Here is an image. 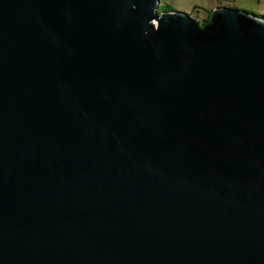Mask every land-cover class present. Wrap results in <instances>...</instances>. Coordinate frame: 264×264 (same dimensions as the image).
I'll use <instances>...</instances> for the list:
<instances>
[{"label":"water","instance_id":"obj_1","mask_svg":"<svg viewBox=\"0 0 264 264\" xmlns=\"http://www.w3.org/2000/svg\"><path fill=\"white\" fill-rule=\"evenodd\" d=\"M0 0V264H264V17Z\"/></svg>","mask_w":264,"mask_h":264},{"label":"rangeland","instance_id":"obj_2","mask_svg":"<svg viewBox=\"0 0 264 264\" xmlns=\"http://www.w3.org/2000/svg\"><path fill=\"white\" fill-rule=\"evenodd\" d=\"M226 1L228 0H159L156 11H181L199 22L207 17L212 8L230 4L232 7L245 10L254 15L264 16V0H229L228 3Z\"/></svg>","mask_w":264,"mask_h":264},{"label":"trees","instance_id":"obj_3","mask_svg":"<svg viewBox=\"0 0 264 264\" xmlns=\"http://www.w3.org/2000/svg\"><path fill=\"white\" fill-rule=\"evenodd\" d=\"M226 6H230V5H226ZM230 7H232V6H230ZM193 8H195V7L193 6ZM210 11H211V10H210ZM210 11H209V13H210ZM209 13L207 14V17H206V18L202 19L201 21H199V22H197V23H198L199 25H202L204 22H206V21L208 20ZM259 17H262V16H259Z\"/></svg>","mask_w":264,"mask_h":264},{"label":"built area","instance_id":"obj_4","mask_svg":"<svg viewBox=\"0 0 264 264\" xmlns=\"http://www.w3.org/2000/svg\"><path fill=\"white\" fill-rule=\"evenodd\" d=\"M229 1V0H228ZM228 1H226V3H228ZM227 5H230V4H227Z\"/></svg>","mask_w":264,"mask_h":264},{"label":"crops","instance_id":"obj_5","mask_svg":"<svg viewBox=\"0 0 264 264\" xmlns=\"http://www.w3.org/2000/svg\"><path fill=\"white\" fill-rule=\"evenodd\" d=\"M259 16V15H258ZM260 16H262V15H260ZM262 17H264V16H262Z\"/></svg>","mask_w":264,"mask_h":264}]
</instances>
